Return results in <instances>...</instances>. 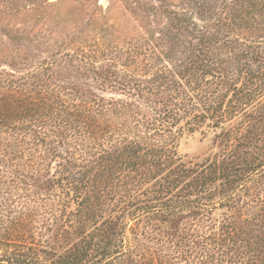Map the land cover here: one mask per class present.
Returning a JSON list of instances; mask_svg holds the SVG:
<instances>
[{
    "label": "trees",
    "instance_id": "trees-1",
    "mask_svg": "<svg viewBox=\"0 0 264 264\" xmlns=\"http://www.w3.org/2000/svg\"><path fill=\"white\" fill-rule=\"evenodd\" d=\"M160 8L0 67V264H264V0Z\"/></svg>",
    "mask_w": 264,
    "mask_h": 264
},
{
    "label": "rangeland",
    "instance_id": "rangeland-1",
    "mask_svg": "<svg viewBox=\"0 0 264 264\" xmlns=\"http://www.w3.org/2000/svg\"><path fill=\"white\" fill-rule=\"evenodd\" d=\"M161 4L177 7L180 0H0V67L23 58V66L40 62L60 47L92 46L104 35L119 47L140 48L165 24ZM177 151L184 160L214 151L211 135L186 133Z\"/></svg>",
    "mask_w": 264,
    "mask_h": 264
}]
</instances>
